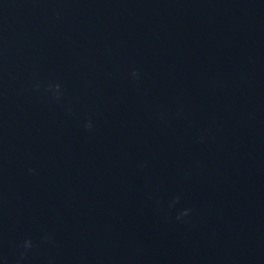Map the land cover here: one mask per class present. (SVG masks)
Instances as JSON below:
<instances>
[{
  "label": "water",
  "instance_id": "1",
  "mask_svg": "<svg viewBox=\"0 0 264 264\" xmlns=\"http://www.w3.org/2000/svg\"><path fill=\"white\" fill-rule=\"evenodd\" d=\"M0 264H264V0H0Z\"/></svg>",
  "mask_w": 264,
  "mask_h": 264
},
{
  "label": "clouds",
  "instance_id": "2",
  "mask_svg": "<svg viewBox=\"0 0 264 264\" xmlns=\"http://www.w3.org/2000/svg\"><path fill=\"white\" fill-rule=\"evenodd\" d=\"M132 76L133 77H137L138 78V71L137 70H133L132 72ZM50 88L52 87L51 85L49 86ZM55 90H56V98L59 99V89H60V85L59 84H56L55 86ZM85 127L88 129V130H91L93 128V125L91 123V121H88L86 124H85ZM30 172H35V169H29ZM177 200L179 199V197L176 198ZM191 210L190 209H185L181 214L180 216H186L188 215V213L190 212ZM180 216L177 217V219H180ZM23 247L25 249L27 248H31L32 247V241L30 239H26L23 243Z\"/></svg>",
  "mask_w": 264,
  "mask_h": 264
}]
</instances>
